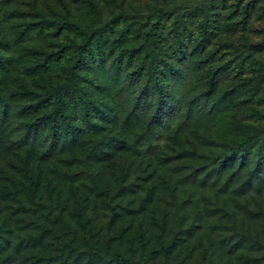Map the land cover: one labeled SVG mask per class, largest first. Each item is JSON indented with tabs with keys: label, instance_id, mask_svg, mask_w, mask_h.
Returning a JSON list of instances; mask_svg holds the SVG:
<instances>
[{
	"label": "rangeland",
	"instance_id": "1",
	"mask_svg": "<svg viewBox=\"0 0 264 264\" xmlns=\"http://www.w3.org/2000/svg\"><path fill=\"white\" fill-rule=\"evenodd\" d=\"M4 1L0 0V168L5 177L11 174L9 165L27 158L34 171L41 169L46 197L54 195L61 169L68 175L83 176L84 187L96 186L97 192H104L103 187L113 193L119 176L125 175L127 196L120 203L114 200L117 211L124 215L121 226L129 219L126 214L129 209L147 205L151 196H144L150 193L156 201L154 208L159 210L168 202L175 209L178 205L187 207L191 217L197 210L204 216L213 206H225L230 212L224 224L230 227L219 234L224 241L242 239L248 217L255 227L264 226L263 214L253 217L250 213L262 207L264 197L256 192L246 197L245 189L238 188L243 185V177L232 184L220 185V174L224 172L218 171L219 166L224 159L239 161L240 155L232 153L230 148L241 147L240 141L248 134L243 128L233 129L237 124L230 106L221 108L226 105L221 101V94L229 88L241 65L231 57L230 43L229 49L214 53L217 60L222 57L220 62L207 54L188 55L190 61L186 62L189 36L180 37L181 30L174 27V19L179 17L173 16L174 9L181 8L184 15L188 10L186 5L199 4L200 0H126V7L142 12L140 18L125 14L114 18L116 13L106 12L108 5L104 3L102 17L86 18L88 24L102 20L106 25L102 33L92 38L88 30L86 34L66 30L58 35L56 29H42L39 25L25 33L21 28L23 22ZM151 7L168 9V15L162 16L161 21L147 17ZM13 25L16 27L12 28ZM82 38L90 40L80 62L76 63L72 41ZM217 65H221L218 92L207 94L205 83ZM156 73L163 77L167 96L159 114L154 116L153 75ZM68 82L73 84L69 90ZM57 98L79 130L67 135L60 128L61 140L49 148L54 142L49 125L35 130L27 127L32 117L50 111ZM82 102L86 103V110ZM3 105L8 109L6 118L2 114ZM60 123L62 126V120ZM241 152L246 153L248 161L241 173L261 165L257 159L258 153H264V136L262 143L250 140ZM203 154L217 156L215 166ZM69 160L71 168L62 166L61 161L67 165ZM98 173L103 180L96 184ZM70 186L65 188V193L71 191L73 186ZM134 191L137 192L134 194ZM53 200L57 198L53 196ZM53 200L44 203L43 200L37 205L27 203V206L49 209L53 208ZM176 211L178 214L171 215L167 222L168 237L179 230L181 216L180 210ZM62 230L57 227L55 232L61 234ZM212 233L216 236L215 231ZM31 236L23 235L24 239ZM116 244L113 242L112 246ZM92 253L95 258L96 253ZM182 253L178 252L167 262L159 258L151 263L183 264ZM55 255L60 256L51 249L44 252L46 258ZM88 256L91 257L85 254ZM70 258L69 255L67 261Z\"/></svg>",
	"mask_w": 264,
	"mask_h": 264
},
{
	"label": "trees",
	"instance_id": "2",
	"mask_svg": "<svg viewBox=\"0 0 264 264\" xmlns=\"http://www.w3.org/2000/svg\"><path fill=\"white\" fill-rule=\"evenodd\" d=\"M104 3L108 5L106 12L116 13L114 18L124 14L140 18L142 13L126 7V0L4 1L5 6L10 7V11L15 12L23 22L21 28L25 33L39 25L42 29H56L58 35L66 30L86 34L88 30L89 38L102 33L106 27L102 20L94 25L88 24L86 20L94 15L102 17L100 12L105 13ZM185 9L188 10L184 15V12H180L181 8L174 9L173 16L179 15L174 19V27L181 30L180 37L188 35L191 42L185 47L186 62L190 61L188 55L191 54H207L215 62H220L222 57L217 60L214 53L229 49L230 43V55L236 64L241 65L229 88L221 94V101L226 104L221 108L225 110L230 106L237 124L233 129L243 128V132L248 134L240 141L241 147L230 148L232 153L240 155L239 161L224 159L219 166L218 171L224 172V175L220 174V185L232 184L243 177V185L240 184L238 188L245 189L246 197L251 192L264 197V153H258L257 162L262 163L261 165L247 173H241L248 165L246 153L241 152V148L248 145L250 140L262 143L264 136V0H200L199 4L186 5ZM147 14V17L161 21L162 16L168 15V9L151 7ZM37 16H41V19H37ZM152 24L155 26V23ZM15 27L16 25L12 26ZM89 40L82 38L78 42L72 41L77 56L76 63L80 62ZM159 58L155 57L156 63ZM219 75L221 65L213 69L205 83L207 94L218 92ZM162 78L158 73L153 75L156 90L154 116L159 114L166 102V85ZM72 86L68 82V90ZM82 105L86 110V103L82 102ZM2 114L4 118L7 117V105H3ZM41 125H49L48 131L54 139L49 148H53L57 140H61L60 128H64L67 135L79 130L64 112L58 98L50 111L32 117L27 128L35 130ZM203 156L209 164L215 166L217 156ZM61 162L62 166L72 167L71 160L67 165ZM9 170L11 174L5 177L0 168V264H30L40 259L43 261L39 264H153L151 261L159 258L167 262L181 251L183 264H264V226L255 227L248 216L245 219L248 227L243 228L242 239L224 241L219 238L222 230L230 227L224 224L230 212L225 206H213L204 216L199 215L200 211L197 210L194 217L189 216L191 213L187 207L175 206L180 210L179 230L168 237V219L178 212L168 202L159 207V210L154 208L156 201L151 193L144 196H151L146 206L126 212L129 219L121 226L120 221L124 215L117 211L114 200L120 203L127 196L125 175L119 176L117 189L113 193L106 192L103 187L104 192H97L96 186L92 189L84 187L86 178L83 176L68 175L65 169H61L56 180L57 186L53 189L54 195L51 193L45 197L41 169L34 171L35 167L27 158L22 159L19 164L12 163ZM97 177L96 184L103 180L99 173ZM70 185L73 186L71 191L65 193V188ZM53 196L57 201L53 200ZM136 199L137 197L134 201ZM46 200H53V208L51 206L49 209L37 210L27 206V203L37 205ZM55 204L57 207L54 208ZM250 213L253 217H258L259 214L264 216V203L256 212L250 210ZM57 227L63 229L61 234H56ZM196 230L200 233L199 237ZM211 231H215L216 236ZM25 234H33V237L24 239ZM113 242L117 244L112 246ZM48 249L60 256L46 258L44 252ZM93 251L96 253L95 258L92 257ZM85 254H90L91 257L87 258ZM69 255L71 258L67 261Z\"/></svg>",
	"mask_w": 264,
	"mask_h": 264
}]
</instances>
